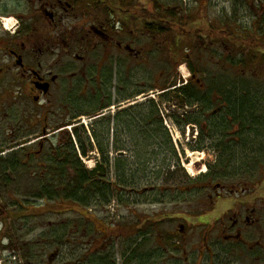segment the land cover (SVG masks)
Wrapping results in <instances>:
<instances>
[{
	"label": "flooded vegetation",
	"instance_id": "flooded-vegetation-1",
	"mask_svg": "<svg viewBox=\"0 0 264 264\" xmlns=\"http://www.w3.org/2000/svg\"><path fill=\"white\" fill-rule=\"evenodd\" d=\"M10 7V10H0V14L15 16L17 29L12 39L5 41L0 49L3 52L0 54L3 58L0 77L10 76L11 81L6 86L10 92L19 95L26 90V98L32 105L40 104L41 115L51 108V102L46 99L56 91L62 95V105L71 109L70 113L86 111L73 106L76 96L86 101L89 107L99 104L107 97L108 85L113 80L117 82L115 92L118 96L130 95L123 94L125 91L117 87L124 71L132 76L154 49L162 62H169L167 66L173 68L184 63L180 62L179 51L186 53L194 61L195 72L191 73L185 63L190 73L186 81L178 85L170 82L155 86L164 88L162 93L167 96L180 97L176 107L181 112V119L176 124L185 136V147L196 155L211 158L210 162L204 161L208 173L198 179L199 188L208 190L209 211L200 214L197 220L200 225L208 227L209 219L213 218L216 229L198 232L196 241L189 236L192 244L184 250L186 235L190 231L184 224H179L167 233L168 239L162 246L166 256L164 264H188V259L189 264H217L216 258H222L221 261L228 258V254L219 252L220 245L246 243L244 232L257 221L255 209L248 203L232 205L230 199L243 196L247 185L264 181V176L260 175L264 173V110L258 116L254 114L258 126L250 125L249 118H244L242 113V116H236L232 108L233 93L232 98L223 93L224 88L234 92L235 88L230 85L234 78L227 69L228 65L219 70L221 56L217 52L213 29V39L207 40L206 45L199 42V51L198 46L191 48L192 54L194 49L199 54L193 56L189 53L190 48L184 45V39L196 41L195 33L202 36L207 25L203 23L198 29L193 28L194 33L182 29L178 22L196 24L206 20L201 13L200 17L196 15L199 7L186 10L179 0H11ZM208 22L212 24L213 21ZM173 25L175 29H172ZM187 34L191 35L185 37ZM203 45L205 56L216 60V68L209 70L204 67L201 56L199 60ZM148 46L152 50L149 51ZM164 78L162 71L158 79ZM192 82L197 85L194 102L183 94L192 88ZM220 83H228V86L218 88ZM247 87L237 88V94L248 97ZM94 95L100 98L96 100ZM48 122L46 117L37 124L41 135L36 143L39 148L50 141V136L62 133L60 128L47 133L50 130L46 127ZM19 124L22 123L7 124L0 130V138L25 147V125L20 129ZM8 134L12 137L6 138ZM202 165L198 160V167ZM256 171L257 180L254 179L256 176H251ZM213 231H216L215 236L211 235ZM260 245L257 241L249 249ZM134 248L128 254L132 253V262L138 264L137 251L140 248Z\"/></svg>",
	"mask_w": 264,
	"mask_h": 264
},
{
	"label": "rangeland",
	"instance_id": "rangeland-1",
	"mask_svg": "<svg viewBox=\"0 0 264 264\" xmlns=\"http://www.w3.org/2000/svg\"><path fill=\"white\" fill-rule=\"evenodd\" d=\"M10 2L11 0H0V10L12 9L10 7ZM261 2H264V0H261ZM179 3L186 10L198 6L199 9L196 10L197 16L201 13L200 16H205L207 21H210V19H212V21L215 19L219 20V26L221 20L226 21L227 17L231 18L234 23L235 32L236 29L239 28V34L241 35L246 33L251 34V29L255 26L253 17L258 14L257 10L254 8L252 9L255 13H252V11L248 9L236 7L234 5L236 0H233L232 7L230 2L226 0H179ZM139 5H141V2ZM146 5H148L147 1ZM257 17H262V19L259 20V27H256V34L254 33V37L264 39V11L259 13ZM8 19L13 20L12 25L15 23L10 30L5 29L3 26V23ZM16 27L17 23L15 22V16L0 14V49L5 41L7 42L8 39H12L14 31L17 29ZM222 27L223 26H221V28ZM195 29L194 27V30ZM184 40V45L190 48L189 53L193 56L198 55L199 53L195 49L192 54L191 48L193 47L192 43L188 42L189 39ZM224 40L227 41L226 39ZM196 43L198 47H201L197 41ZM249 44L251 43L242 41L233 43L235 47L230 56L238 65L232 69H227L233 71L235 74V76L233 73L231 75L234 77L235 82L247 81L250 83L251 86L248 84L249 88L246 86L249 89L248 97L253 98L255 108L258 110L260 109V111L256 110L255 113V115L258 116L262 113V109L264 110V62H261L259 59L260 53L264 50H256L258 47L256 48ZM226 47L228 48V46H221L219 51H225ZM250 47L255 48L257 58L251 63L242 66L243 62H246L244 59L248 57V55L243 54V52L239 53V51L242 49L246 52L250 50L251 54V51L253 52L254 50ZM147 49L150 51L152 47L148 46ZM202 51L203 53L199 55V60L201 56L204 67L209 70L216 68V60H209V57L205 56L204 45ZM2 53L3 52L0 51V54ZM146 57L147 60L139 65L137 72H133L134 74L132 76L124 71L119 80L120 85L117 86L125 91L123 94H130L134 90L137 91V93L132 94L128 98L118 96L115 92V83L117 82L113 80L111 84L108 85L107 93V96L109 95L111 100V103L108 105L111 107L98 111L96 115L105 112L106 115L113 116L122 108L144 101L148 97L153 98L160 104V109H162V113L171 130L170 134L168 132L169 137L171 140L174 138L176 142V147H174V149L177 153V163H175L176 161L174 162L171 157H169L170 159L166 157L165 164L169 165V167L164 165L158 181L154 183L159 189L153 191L146 190L142 193L138 192V186L129 185L127 189L123 190L127 192V194H122L121 198H119L120 201H113V198L104 208L91 206L86 210L72 202H45L43 200L29 199L24 196V194L31 184L24 178L11 176V180L9 181V194L0 187V264H29L30 262L38 264L39 262L37 263V261L32 260L30 254L32 256L35 254L38 256L40 254L39 252L43 240L39 238V235L41 233L48 234L50 229L60 221L61 223L62 221H71V224H73L72 226H74L73 232L78 233L80 241L82 240V243L79 245L82 248H87L90 243H94L96 240L97 241L94 243L95 246L101 243H106L108 246L113 245L112 249L116 253V257L121 258V260H117V264H122L124 257L121 254L129 244L132 246L131 248L140 246V249L137 250L144 255L147 254L145 256L148 261L147 264L166 263V256L164 250H162V246H164L165 241L168 239L167 233L177 228L179 224H184L185 228L190 231L186 235L187 240L184 250L188 249L192 244L189 236L193 237L196 241L198 232L202 233L204 230L211 228L216 229V223L213 218L209 219L210 225L208 227L200 225L197 220L200 214L209 211L206 194L208 190L199 188L198 179L208 173V167L207 165L204 166V161L210 162L211 158L204 155H196L199 162L203 164L202 167L205 168V172L197 178H192L187 173L184 167L190 160L187 154H192L194 152L185 147V136L179 132L178 126L174 123V118H181V112L178 111L176 107L178 104L175 99L173 98L165 102L166 100L164 98L162 99L159 97V89L155 86L170 82H175V84L178 85L183 82L184 79H187L190 73L184 64L178 65L176 68L168 67L167 64L169 62L165 63L163 61V63L161 57L158 56V51L155 49ZM2 59L3 58L0 56V62ZM219 70L222 71L220 66ZM162 71L165 73V78L159 80L158 77ZM10 81L11 78L9 75H2L0 77V130L2 131L7 124L10 126V124L22 123L18 125L20 129L24 124L25 130L23 129V131L25 132H23V135H26L25 141L27 147L28 145H33V147L37 149V146H34L37 145V142H33L38 139V136H41L38 134L39 129L37 124L39 120L42 121L43 118L47 117V120L49 119V124L46 127L50 130L47 131V133L65 126L60 130L62 131L61 134L55 131L56 134L50 136L52 143L60 139L65 140L66 135L71 134L74 125L77 126V133L81 134L82 129H80V127H85L83 121L87 123L88 128L90 124L93 123H88L89 116L94 119L92 114L82 115L76 118V120H71L70 117L73 113H70L71 109H66L65 105H62V100H60L62 95L59 91H56L50 98L46 99L47 102H51V108L46 114L44 113L41 115L38 107L40 104L33 106L31 101L26 98V90L18 95L14 92H10L8 88L6 89L7 83ZM14 90H16V88H14ZM147 94L151 95L144 98L143 95ZM136 96L140 97V99L136 100ZM74 101L75 103H73V106L77 103L82 109L90 111L91 108L88 104L86 105V101L79 99L77 96L74 98ZM26 123H28L27 126ZM12 127L11 129H13ZM96 128H98V126H95V129ZM112 129L113 126L111 125L109 127V136L112 135ZM8 136L12 137V135L8 134L6 138ZM122 139H124V137H122ZM18 144L20 143L13 145ZM17 148L18 146L14 149ZM128 148L132 150L131 145H128ZM9 150L7 139L3 140L0 138V155H6L10 152ZM99 156L100 154L97 150L89 152L88 156L83 159L86 169H93ZM109 157L110 159L116 157V153L110 152ZM201 158L203 159L200 160ZM110 164L112 167V161H110ZM159 164H161V162H159L158 159H154L150 166L157 171ZM201 168L198 167V162L194 164L195 170H200ZM128 169L129 167L127 170ZM131 169L134 170L135 168L132 167ZM183 173L186 178L183 176ZM260 175L264 176V173ZM251 176H256L254 179L257 180L258 172L252 173ZM115 196L116 194L114 197ZM16 199L22 202V204L26 201V203L24 202L23 204L25 205L23 210H20L17 202H14ZM230 201L233 203L232 205H243V203H248L249 207L255 209L257 221L255 225L247 228L244 232L246 243L241 242L239 244L229 243L220 245L219 252H225L226 255L228 254V258L223 261H221L222 258L220 257L219 259L216 258L215 263L264 264V181L261 184L258 183L254 185L252 183L247 185L243 196H234ZM26 207H28V209ZM82 217L88 220H83ZM86 221L94 222L93 226L96 228H94L95 231L89 230L88 232ZM215 233L216 231H213L211 235L215 236ZM69 237L71 236L69 235ZM69 237L67 238L69 239ZM71 238L74 239L73 237ZM257 241H260L261 245L250 250L249 247L254 246V243ZM187 251L188 250H186V253ZM51 252L52 251L49 253ZM27 256H29V258ZM205 261L206 260H203L202 262ZM187 263H191L189 259ZM131 264L136 263L132 262Z\"/></svg>",
	"mask_w": 264,
	"mask_h": 264
},
{
	"label": "trees",
	"instance_id": "trees-1",
	"mask_svg": "<svg viewBox=\"0 0 264 264\" xmlns=\"http://www.w3.org/2000/svg\"><path fill=\"white\" fill-rule=\"evenodd\" d=\"M226 1H229L232 7L233 0ZM234 5L248 9L252 13H255L252 8L257 10L258 14L264 11V2H261V0H236ZM257 15L253 17L255 26L251 29V34L246 33L241 35L239 34V28L235 32L233 20L229 17H227L226 21L221 20L220 26L219 20L216 19L212 24H209L207 20H200L201 23L196 24H182L180 22L178 24L181 25L182 29H191L194 33V27L198 29L199 25L203 23V25H207V28L203 30L202 36L198 32L195 33L196 41L206 45L207 40L216 38L218 49H221V46H228L225 51H217L221 56L219 66L222 70L226 69L222 67L223 65H228L232 69L238 65L230 56L235 47L233 43L239 41L249 42L251 43L249 44L250 46L258 47L256 50H264V39L254 37L256 27H259V20L262 19V17H257ZM221 26L223 27L221 28ZM174 27L173 25L172 29H175ZM212 29L214 31L213 38L211 37ZM190 35L187 34L185 37H189ZM180 36L184 35L180 34ZM196 41L193 40L191 42L193 48L197 46ZM251 49L254 50L253 52L251 51V54L250 50H247V52L244 49L239 51V53L243 52V54L248 55L244 59L246 62H243L242 66L251 63L257 58L255 48ZM199 50L200 48L198 47ZM178 54L181 58L180 62L186 63L190 72L194 73V61H191L183 51H179ZM222 58L224 59L221 60ZM259 59L261 62H264V51L260 53ZM230 72L231 74L233 73V71ZM233 75L235 76L234 73ZM248 84L250 85L247 81L231 82L230 85L235 88L234 92L227 91L224 88L228 86V83H220L218 88H224L225 91L223 93L225 96L232 98L233 93L234 102L232 103V108L236 116L242 113L244 118H249L250 125L258 126L260 124L254 121V114L258 109L253 104V98H242V95L239 96L237 94L239 88L246 87ZM190 85H192V88L187 90V92H183V94L191 102H194L197 85L194 82ZM160 90H164V88ZM136 93L137 91H133L130 95L122 97L128 98ZM108 96L104 97L99 105L95 104L93 107H90V111H75L70 117L71 120L76 119L81 114H92V116H95L98 111L108 107V104L111 103ZM143 97L146 98L148 95H144ZM159 97L164 98L165 102H168L171 96L161 93ZM95 98L98 100L100 96L94 95ZM176 99L179 100V98ZM75 106L76 108L81 107L77 103ZM179 120V118H174V122L176 123ZM92 122L88 129L80 127L82 129L81 134L77 133V126H73L71 132L73 137L68 134L65 140L60 139L55 143H52L50 140L41 148L38 145H34L37 146V149L33 145L18 147L17 149H12L4 156L0 155V187L9 194L11 176L24 178L31 184L24 194L27 198L43 200L45 202H72L84 209L91 206L104 208L113 198V201H120L121 195L127 194L123 190L127 189L129 185L138 186V192L142 193L146 190L153 191L159 189L154 183L158 181L164 165H167L165 164L166 159L171 157L177 163V153L168 131L163 125L160 104L153 98L148 97L144 101L122 108L113 116L100 115L93 119ZM111 125L113 126L112 135L109 136V127ZM95 126H98V128L95 129ZM12 142L13 140L7 142V144L12 147ZM128 145L132 146V150L128 148ZM93 150L98 151L100 154L99 159L95 162L93 169H86L82 159L86 158L89 152ZM110 152L116 153V157L110 159ZM119 153H122V155H119ZM154 159H158L161 162L157 167V171L150 166ZM110 161L113 163L112 167ZM128 167L129 169L127 170ZM130 167H134L135 169L132 170ZM183 176L186 178L184 173ZM115 194L116 196L114 197ZM14 202H17L20 210H23L25 207L23 204L26 201L22 204V202L16 199ZM26 208L28 209V207ZM82 218L83 220L86 219ZM86 222L88 232L89 230L95 231L94 222ZM72 225L71 221H62V223L60 221L50 229L48 234L41 233L39 238L43 240V243L41 244L40 254L38 256L37 254L34 256L30 254L32 260L37 261V263L39 262L38 264H117L118 257H116V253L112 249L113 245L108 246L106 243H101L95 246L96 240L94 243H90L87 248L83 247V249L79 246L82 240L80 241L78 233L73 232L74 226ZM69 235L74 239L69 237ZM131 247L129 244L127 246L128 250L122 252L121 255L123 257L128 255L126 259H123L122 264L132 263V253L128 254L132 249ZM50 251L52 252L49 253ZM135 254L136 250L134 256ZM137 254L139 264H147L148 261L145 257L147 254L144 255L141 252ZM27 257L29 258V256ZM29 264L33 263L30 262Z\"/></svg>",
	"mask_w": 264,
	"mask_h": 264
},
{
	"label": "bare ground",
	"instance_id": "bare-ground-1",
	"mask_svg": "<svg viewBox=\"0 0 264 264\" xmlns=\"http://www.w3.org/2000/svg\"><path fill=\"white\" fill-rule=\"evenodd\" d=\"M12 23H13L12 19L6 20V24L4 25L5 29L10 28L12 26ZM187 156H188V158H190L189 163L186 166H184L186 171H187V173L192 178H197L201 174H204V172H205V168L204 167H202L200 170H195L194 169V164L196 162H198V157L196 156V154L195 153H192V154L188 153Z\"/></svg>",
	"mask_w": 264,
	"mask_h": 264
}]
</instances>
